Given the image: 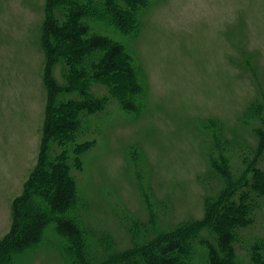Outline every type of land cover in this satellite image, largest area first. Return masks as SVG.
I'll list each match as a JSON object with an SVG mask.
<instances>
[{
    "label": "rangeland",
    "instance_id": "1",
    "mask_svg": "<svg viewBox=\"0 0 264 264\" xmlns=\"http://www.w3.org/2000/svg\"><path fill=\"white\" fill-rule=\"evenodd\" d=\"M149 2L137 33L123 38L147 78L146 105L131 114L112 100L88 122L96 143L76 171L89 231L81 246L101 257L109 247L129 248L137 224L143 238L153 222L156 230L188 224L197 230L192 259L200 263L207 243L220 240L201 222L225 184L212 169L215 156L227 155L240 176L259 144L253 121L242 115L264 94V0ZM45 16L46 0H0V241L12 225L13 201L40 159L48 103ZM54 74L60 77L58 67ZM93 91L105 87L95 84ZM219 125L233 151H216L212 128ZM262 151L264 167V145ZM260 235L264 200L254 224L240 230L238 264H247ZM66 244L51 223L39 243L13 251L10 263L0 257V264H73Z\"/></svg>",
    "mask_w": 264,
    "mask_h": 264
},
{
    "label": "trees",
    "instance_id": "2",
    "mask_svg": "<svg viewBox=\"0 0 264 264\" xmlns=\"http://www.w3.org/2000/svg\"><path fill=\"white\" fill-rule=\"evenodd\" d=\"M149 1L46 0L41 35L48 103L41 153L22 194L13 201L12 225L0 241V257L5 261L17 253L13 251L39 243L52 223L68 240L63 250L70 251L73 264H238L240 230L254 224L264 200V167L257 157L264 145V94L249 103L242 115L245 122L253 121L259 139L256 156L248 160L243 173L249 175L241 180L243 174L231 172L227 155L215 156L212 169L225 184L208 203L201 222L221 241L218 246L207 243L205 259L200 263L192 259V248L199 241L195 242L197 230L189 231L188 224L156 230L153 222L147 238L140 236L137 224L129 248L109 247L101 257L81 246L89 231L80 209L84 198L76 171L96 143V138L89 137L88 122L92 115L105 112L112 100L131 114H138L146 105L147 78L123 38L137 33L140 10ZM57 67L60 77L54 74ZM95 84L103 85L105 93L95 94ZM212 129L219 139H215L216 151H233V145L225 143L230 138L222 127ZM148 205L152 203L148 201ZM248 249L247 264H264V235L254 239Z\"/></svg>",
    "mask_w": 264,
    "mask_h": 264
}]
</instances>
